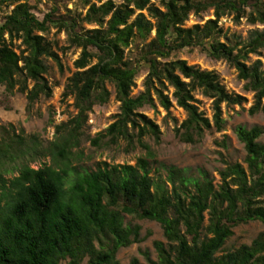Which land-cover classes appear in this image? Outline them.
<instances>
[{"label":"trees","instance_id":"obj_1","mask_svg":"<svg viewBox=\"0 0 264 264\" xmlns=\"http://www.w3.org/2000/svg\"><path fill=\"white\" fill-rule=\"evenodd\" d=\"M45 1L51 9L39 20L28 0H0V10L10 9L0 23V86L25 93L28 104L39 96L49 97L43 59L60 64L43 34L50 28L64 31L68 44L80 51L63 93L72 96L76 114L55 127V140L42 151L52 165L38 169L17 163L30 150L22 152L21 138L0 128L4 135L0 141V264H80L85 257L88 264H120L117 251L136 242L139 230L124 225L123 215L155 222L162 229L165 243L153 242L156 260L146 258L145 264H264V231L249 245L222 252L235 226L264 224V137L257 127L236 128L245 167L227 164L218 171L217 185L203 171L191 175L173 166L164 168L163 178L152 177L145 158L134 165L101 163L91 171L69 168L71 149L78 145L87 114L110 97L107 84L113 87L119 110L93 143L104 137L111 144L121 139L127 150L136 143L151 158L141 140L147 134L158 140L159 131L138 110L153 107L155 99L168 111L167 87L186 115L174 129L180 142L196 143L212 127L221 130L220 106L239 105L244 99L227 93L214 72L182 60L161 61L182 49L197 47L207 57L225 61L244 81V90L253 93L249 114L264 113V66L259 60L246 63L250 55L264 50V0H159V7L150 0L98 5L85 1L83 16L67 9L68 15H59L58 3L63 0ZM207 10H212L213 19L183 28L190 14ZM224 16L234 22L245 18L263 28L250 30L244 41L224 35L218 41L222 31L217 25ZM84 24L93 28L85 29ZM151 31L154 35L149 38ZM136 39L142 42L135 47L137 54L125 58L124 51ZM14 42L23 47L19 53L13 49ZM140 67L147 70L144 89L132 97ZM196 90L212 100V124L195 105ZM33 148L30 152L36 153L39 146ZM15 165L17 175L5 178ZM129 264L140 263L131 259Z\"/></svg>","mask_w":264,"mask_h":264},{"label":"rangeland","instance_id":"obj_2","mask_svg":"<svg viewBox=\"0 0 264 264\" xmlns=\"http://www.w3.org/2000/svg\"><path fill=\"white\" fill-rule=\"evenodd\" d=\"M85 1L90 4L112 1L119 4L122 0H63L58 3V14L68 15L66 9L71 13L83 16L87 7L83 5ZM151 4L159 7V0H150ZM32 14L37 19H42L44 14L51 9V3L45 0H28ZM10 9L2 8L0 10V23ZM145 15L146 13L143 12ZM208 19H213L212 10H207L199 15L190 14L184 22L183 28H190L192 25H202ZM222 31L218 41H223V35L233 40V37L239 41H244L250 30L262 29L263 26L249 24L245 18L239 22H234L231 16H224L219 19L218 25ZM85 29L93 26L83 25ZM154 32L151 31L149 38H152ZM45 40L49 42L51 50L57 55L60 67L53 60L44 58L46 66L44 78L51 89L50 96L45 98L39 96L31 104L26 101L25 93H21L14 88L7 91L4 86H0V128L8 132L9 135L19 136L23 150L31 151L34 145L39 146L36 153L27 152L20 156L17 163H23L32 169H38L43 166H51L50 156L42 153L48 143L55 140V127L66 123L73 118L76 110L73 106L72 96H64L65 86L68 78L75 72L73 67L74 60L79 55V49L68 44L64 31H57L50 28L43 34ZM142 42L135 40L125 51L124 57L131 59L137 54L136 46L141 47ZM13 49L19 53L23 47L19 42H14ZM182 60L188 66H193L201 71L214 72L224 90L229 94H236L243 97L244 101L239 105L227 106L222 104L221 119L222 128L215 131L212 127L204 133L203 138L196 143H182L174 135V129L185 119V112L174 104L171 97L172 89L167 87L165 94L171 101V107L164 111L154 99L153 107L144 106L138 110L139 113L150 119L158 128L159 138L155 140L153 136L147 134L142 138V143L146 145L152 157L146 156V151L134 143L130 150L125 148V142L119 139L116 144L108 142V138H101L97 143L91 142L100 133L114 121L115 115L119 110V103L114 99L113 87L107 84L110 92L107 103L95 105L87 114L85 124L80 129V136L77 140L78 145L71 149L72 155L69 159V168L76 172L91 171L98 164L106 163L113 165H134L138 158H145L149 164L150 176H165V167L173 166L177 169H185L189 174L196 175L198 171H203L217 185L219 182L218 171L227 164L239 163L245 167L243 160L245 151L243 145L237 140L235 130L242 127L249 130L257 127L262 131L261 138L264 137V113L258 112L249 114V108L254 104L253 93L244 90V81L237 78L236 71L227 65L223 60H214L207 57L199 48H186L173 52L162 62ZM259 60L261 66H264V50L258 55H250L247 64ZM147 75V70L143 67L138 68L134 78V87L131 89V96L135 97L143 92V83ZM31 83L28 82V88ZM198 110L212 124V100L203 96L200 91L193 93ZM31 137V138H30ZM4 139L0 131V141ZM32 144V146H31ZM18 165V164H17ZM16 165L11 169L10 174L4 175L5 178L16 176ZM71 175V174H70ZM264 203V196L262 197ZM123 224L128 226H138V240L127 247L120 248L116 253V260L120 264H129L131 259H135L140 264H145V259L156 260V253L153 248V242L159 241L163 244L162 229L151 221L137 220L131 216L123 215ZM264 231V224L258 222H248L240 224L232 229V235L225 241L222 252L236 249L242 244L249 245L251 241ZM87 257L83 258L80 264H88Z\"/></svg>","mask_w":264,"mask_h":264}]
</instances>
